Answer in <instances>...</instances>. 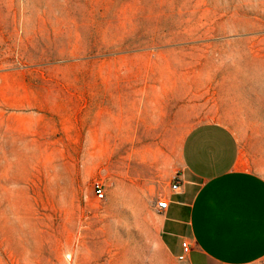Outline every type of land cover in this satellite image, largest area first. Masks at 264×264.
<instances>
[{
	"label": "rangeland",
	"instance_id": "1",
	"mask_svg": "<svg viewBox=\"0 0 264 264\" xmlns=\"http://www.w3.org/2000/svg\"><path fill=\"white\" fill-rule=\"evenodd\" d=\"M209 121L264 131V0H0V264H121Z\"/></svg>",
	"mask_w": 264,
	"mask_h": 264
},
{
	"label": "crops",
	"instance_id": "2",
	"mask_svg": "<svg viewBox=\"0 0 264 264\" xmlns=\"http://www.w3.org/2000/svg\"><path fill=\"white\" fill-rule=\"evenodd\" d=\"M180 190L167 210L120 227L121 264H257L264 260V131L242 138L203 122L180 146ZM191 245L184 260L182 244ZM118 247V246H117Z\"/></svg>",
	"mask_w": 264,
	"mask_h": 264
},
{
	"label": "built area",
	"instance_id": "3",
	"mask_svg": "<svg viewBox=\"0 0 264 264\" xmlns=\"http://www.w3.org/2000/svg\"><path fill=\"white\" fill-rule=\"evenodd\" d=\"M171 189L173 192H178L180 190V176L179 174H176L173 180V184L171 186ZM93 191L95 193V196L98 199H104L105 193H104V185L100 182H95L93 185ZM157 207L159 210L165 211L169 207V201L166 198H160L157 203ZM183 248V255L180 257V260H184L185 257L191 253V245L187 242H184L182 244Z\"/></svg>",
	"mask_w": 264,
	"mask_h": 264
}]
</instances>
